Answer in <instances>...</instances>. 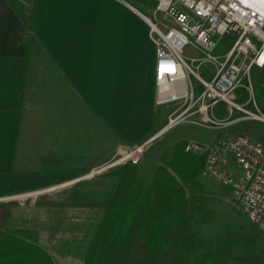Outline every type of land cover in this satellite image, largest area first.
I'll return each mask as SVG.
<instances>
[{"label":"crops","instance_id":"1","mask_svg":"<svg viewBox=\"0 0 264 264\" xmlns=\"http://www.w3.org/2000/svg\"><path fill=\"white\" fill-rule=\"evenodd\" d=\"M140 1L0 0V221L13 196L72 184L167 124Z\"/></svg>","mask_w":264,"mask_h":264},{"label":"built area","instance_id":"2","mask_svg":"<svg viewBox=\"0 0 264 264\" xmlns=\"http://www.w3.org/2000/svg\"><path fill=\"white\" fill-rule=\"evenodd\" d=\"M157 1L154 21L149 18L157 52L156 103L164 105L184 100L186 106L170 114L159 134L180 121L208 128H229L242 120L264 122L263 112L246 107L252 101L256 103L252 71L255 67H264V0ZM225 38L230 39V47L218 52ZM187 47H191L192 55L185 57ZM204 64L216 69L210 80L199 73ZM192 76L203 85L199 94ZM239 88L247 91L245 104L236 102ZM219 102L226 104L230 116L236 109L242 115L217 118L212 112ZM153 139L129 148L114 164H138ZM185 151L206 154L202 175L229 187L249 220L264 232V145L236 129L211 146L186 141ZM110 166L101 167L95 173Z\"/></svg>","mask_w":264,"mask_h":264},{"label":"trees","instance_id":"3","mask_svg":"<svg viewBox=\"0 0 264 264\" xmlns=\"http://www.w3.org/2000/svg\"><path fill=\"white\" fill-rule=\"evenodd\" d=\"M135 2L149 16L158 3ZM230 44L225 38L218 52ZM258 88L264 101V89ZM185 145L186 141H178L168 147L150 179L139 165L128 162L98 176L91 186L81 183L61 199L38 206L84 208L97 215L91 231H86L89 237L79 241L86 249L85 264H212L213 247L197 230L217 215L201 179L206 154L186 152ZM10 213L8 208L6 221ZM0 264L56 261L47 248L3 227Z\"/></svg>","mask_w":264,"mask_h":264},{"label":"rangeland","instance_id":"4","mask_svg":"<svg viewBox=\"0 0 264 264\" xmlns=\"http://www.w3.org/2000/svg\"><path fill=\"white\" fill-rule=\"evenodd\" d=\"M149 18L154 21V12ZM191 55V47H187L184 56ZM215 71V67L211 64H204L199 69V73L207 80L213 77ZM251 78L254 84L257 79L253 75H251ZM191 79L197 94H199L203 90V85L194 76ZM258 81L264 86V73L260 74ZM256 96V103L252 101L246 107L249 110H260L264 113L263 93L259 88L256 89ZM247 100L246 89L239 88L236 93V102L245 104ZM184 104V100L164 104L168 117L166 122H168L170 114L175 113L181 106L186 107ZM212 114L219 119H232L241 116L242 112L236 109L234 114L230 116L226 104L219 102L214 107ZM233 128L241 129L242 132L264 145V122L242 120L236 123ZM228 130L230 131V128H208L189 121H180L163 133L157 134L158 136L155 135L157 137L152 138L153 140L148 143L141 161L135 165H139L144 175L150 179L156 166L160 163L161 154L171 145L178 141H188L198 142L203 146H211L225 137L229 133ZM150 139L138 143L119 145L112 157L108 158L109 160L101 164L95 163L92 168L87 170L82 179L69 180L73 182L77 180L70 186L59 189L57 187L66 184V182L56 183L52 186L13 196L11 201L15 203L10 208L11 213L7 221H0V225H2L0 228L4 227L8 232L47 248L54 256L56 264H85L86 249L79 245V241L89 237L86 231L88 229L89 232L91 231V228H93L92 223L97 215L84 208H62L48 205L39 207L38 205L49 201L51 198L61 199L68 194L70 189L72 190L81 183H88V186H91L98 176L110 169L128 163L114 164L121 158L123 152L133 146L143 145ZM107 142H110V140L106 141L104 139V153L110 146V143L107 144ZM108 165L112 166L102 172L95 173L101 167ZM201 179L206 184L205 191L208 194L209 204L217 212L213 221L197 226L198 232L206 243L213 247L214 258L212 264H264V232L257 224L249 220L229 187L223 186L210 176H201ZM49 188L52 189L48 190ZM36 192L38 194H34Z\"/></svg>","mask_w":264,"mask_h":264},{"label":"water","instance_id":"5","mask_svg":"<svg viewBox=\"0 0 264 264\" xmlns=\"http://www.w3.org/2000/svg\"><path fill=\"white\" fill-rule=\"evenodd\" d=\"M75 182H76V181H75ZM72 184H73V183H72ZM66 185H67V186H68V185L70 186L71 184H66ZM64 187H66V186H64Z\"/></svg>","mask_w":264,"mask_h":264}]
</instances>
